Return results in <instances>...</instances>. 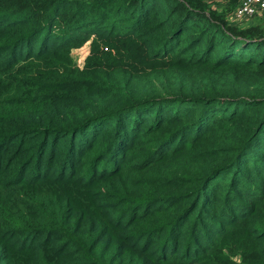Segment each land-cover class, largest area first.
Segmentation results:
<instances>
[{
	"label": "trees",
	"instance_id": "1",
	"mask_svg": "<svg viewBox=\"0 0 264 264\" xmlns=\"http://www.w3.org/2000/svg\"><path fill=\"white\" fill-rule=\"evenodd\" d=\"M238 1L0 0V264H264V12Z\"/></svg>",
	"mask_w": 264,
	"mask_h": 264
},
{
	"label": "built area",
	"instance_id": "2",
	"mask_svg": "<svg viewBox=\"0 0 264 264\" xmlns=\"http://www.w3.org/2000/svg\"><path fill=\"white\" fill-rule=\"evenodd\" d=\"M264 12V0H239L233 8L231 19L244 20Z\"/></svg>",
	"mask_w": 264,
	"mask_h": 264
},
{
	"label": "rangeland",
	"instance_id": "3",
	"mask_svg": "<svg viewBox=\"0 0 264 264\" xmlns=\"http://www.w3.org/2000/svg\"><path fill=\"white\" fill-rule=\"evenodd\" d=\"M253 18L254 17H249V18H246L244 20L247 22L248 20H252ZM88 43L89 42H86L81 48H76V49L71 50L75 64H78L80 66L83 64V60L85 59V57L87 56V53L89 51Z\"/></svg>",
	"mask_w": 264,
	"mask_h": 264
}]
</instances>
